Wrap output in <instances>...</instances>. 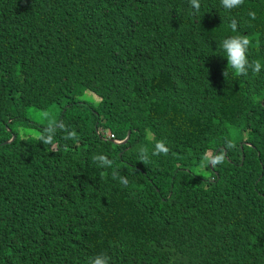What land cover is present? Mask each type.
I'll list each match as a JSON object with an SVG mask.
<instances>
[{"label": "trees", "instance_id": "1", "mask_svg": "<svg viewBox=\"0 0 264 264\" xmlns=\"http://www.w3.org/2000/svg\"><path fill=\"white\" fill-rule=\"evenodd\" d=\"M199 3L0 0V264H264V0Z\"/></svg>", "mask_w": 264, "mask_h": 264}, {"label": "clouds", "instance_id": "2", "mask_svg": "<svg viewBox=\"0 0 264 264\" xmlns=\"http://www.w3.org/2000/svg\"><path fill=\"white\" fill-rule=\"evenodd\" d=\"M220 2L224 9L231 10L233 8L239 7L243 3V0H220ZM190 3L195 10H199L200 8L199 0H190ZM248 15L252 19H255V12L250 11ZM229 27L232 29V31L234 32L236 31L237 23L234 19L230 21ZM251 43H252L251 40L246 35L230 36L225 38L222 42V48L227 54L226 55L227 65H229L234 70V74L237 76L240 75L247 76L249 69H251V71L255 74H258L261 71L262 65L259 60H252L250 62L248 59L247 53ZM227 75H228L227 71L224 70L223 76L225 77ZM57 126L62 129L64 128L60 124L57 125L55 122H53L48 126L47 129H45V133H42L37 138L46 144H52L54 142L53 137ZM75 138H76V133L74 131L68 132L67 135L64 137V139H75ZM114 141L120 142V139H114ZM168 151L169 149L165 145V143L163 141H158L155 143L152 154L159 155L163 153L166 155ZM140 152L147 153V149H141ZM93 159L96 161H100L103 166H111L112 164V161L109 160L104 155L94 156ZM140 160L142 161V163H147L148 156L140 155ZM223 160H224V156L222 154L216 155L211 158V164L215 166L218 163H222ZM207 162H208V158L206 157L205 163ZM119 179L122 184H124L125 186L127 185L128 181L125 177H119ZM108 259L109 258L106 255L103 254L96 255L89 261V264H107Z\"/></svg>", "mask_w": 264, "mask_h": 264}, {"label": "rangeland", "instance_id": "3", "mask_svg": "<svg viewBox=\"0 0 264 264\" xmlns=\"http://www.w3.org/2000/svg\"><path fill=\"white\" fill-rule=\"evenodd\" d=\"M30 117L32 120L42 123L45 121L44 114L40 111L38 112H31ZM19 132L24 136H35L38 134L39 130L36 129L34 125L32 126H24L19 129ZM211 157V156H210ZM209 157V158H210ZM209 160V159H208Z\"/></svg>", "mask_w": 264, "mask_h": 264}, {"label": "water", "instance_id": "4", "mask_svg": "<svg viewBox=\"0 0 264 264\" xmlns=\"http://www.w3.org/2000/svg\"><path fill=\"white\" fill-rule=\"evenodd\" d=\"M129 133V129H127V131H126V135L122 138V139H120V141H123L126 137H127V134ZM13 138V135H11V137L8 139V140H11ZM211 158L212 157H210L209 158V163H210V161H211Z\"/></svg>", "mask_w": 264, "mask_h": 264}]
</instances>
